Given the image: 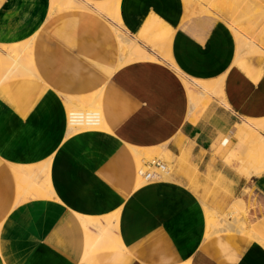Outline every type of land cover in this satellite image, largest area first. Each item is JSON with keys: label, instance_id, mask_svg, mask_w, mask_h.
Instances as JSON below:
<instances>
[{"label": "crops", "instance_id": "obj_1", "mask_svg": "<svg viewBox=\"0 0 264 264\" xmlns=\"http://www.w3.org/2000/svg\"><path fill=\"white\" fill-rule=\"evenodd\" d=\"M142 1L134 15L143 20L154 13L173 28L171 62L137 37V21L125 29L157 60L116 68L118 44L106 19L73 10L50 15V0H0V44L31 38L33 65L45 84L0 83V264H264V245L254 237L218 232L206 238L204 213L205 205L224 213L239 197L246 226L264 237V174L240 176L224 163L227 150L214 155L212 148L219 133L232 135L235 122L264 118V60L252 58L263 69L253 79L236 65L229 23L236 47L221 24L203 18L182 24L181 0ZM178 72L189 81L223 76L229 108L221 109L222 121L216 104L195 123L187 119ZM102 86L106 132L68 137L66 100ZM112 101L127 103L128 112L118 119ZM126 145L164 146L183 162L173 180L135 188ZM43 164L50 169L28 187L20 183L30 167ZM216 181L225 188L217 198ZM43 184L52 189L39 192ZM78 214L97 227H85Z\"/></svg>", "mask_w": 264, "mask_h": 264}, {"label": "rangeland", "instance_id": "obj_2", "mask_svg": "<svg viewBox=\"0 0 264 264\" xmlns=\"http://www.w3.org/2000/svg\"><path fill=\"white\" fill-rule=\"evenodd\" d=\"M67 1H69V0H67ZM70 1L79 2L82 5V8L81 7H77V8L76 7L75 8L74 7H66V6L60 4V5H58L59 7H56V6L54 7V9L50 13V15H53L55 13L65 11V10H73V11H80V12H86V13H93L97 16H100V17H102L108 21L110 29L114 33L115 39H117L116 38L117 33H123V36L125 35L127 38H129L130 41L129 40L128 41L130 42V44H129V42L126 43V45H123L122 43H117L118 47L121 44L120 47H122V49H124V47H127L133 43L139 44L137 41H135L132 38V35L125 29V26H124V25H128V24L133 25L134 21H137V23H139V24H137L138 29H139V34L137 35V37L141 38L144 42L148 43L149 45H151V47L153 49L156 50V48L152 46L150 39L145 41L146 39L151 38V36L154 35L156 38V42L159 43L157 46L158 47L160 46V48H162L164 51L163 52L160 49H157V52L159 51L158 54H160L164 60L167 59L164 56V53L168 50V45L170 42V38H171L173 28L170 25H168L167 23H165L159 16L155 15L154 13H149L147 16H145L143 18V20L140 19L143 16L142 14L134 15V13L132 11H134V10L138 11V10H140V8L143 7L144 4H143L142 0H134V1H132V0H70ZM190 1H193V3H195L193 10L192 9L187 10L186 7L182 4L183 5V12H184L183 17H182V24H185V25L191 24V22H193V20L200 19V18H203L204 21H206V23H208L209 25H212L214 23L221 24L224 27H226L228 29V31H230V33L232 34L234 41H235V47H236V38H235V35L233 34V31L230 29V27H228L229 26L228 23H229L232 26V28L234 29V32L236 34L237 39L239 37L244 42H250L251 41V49H253L251 51H247V52H244L241 54L239 53V51H237L236 58L237 57L238 58L240 57V58H239L238 62L236 63V65L239 68H241L251 78L258 79V77L261 75L263 69H262V67L254 66L251 63V60L254 57L262 58L264 60V46L261 44V42L259 40L260 37L252 36V33H253L252 31L256 30L259 25H260V28H258V29L262 30V32L264 31V20H263L264 19V6H263L264 0H190ZM133 2H134V4H133ZM50 3H51V0H50ZM105 3L106 4L108 3L107 5H110V6H111V3H112V6H114L115 4H118V3L121 5V10H122L121 20H119V21L114 20L111 17L106 16L105 13L101 9H99V6L101 4H105ZM97 4H99V5H97ZM216 4H217V6H216ZM50 6H51V4H50ZM83 6L86 8L84 9ZM98 10H100V11H98ZM50 11H51V9H50ZM204 13L210 14V15H197V14H204ZM211 15H213V16H211ZM214 16H219L220 18L214 17ZM186 17H188V18H186ZM184 18H186V19H184ZM261 25H262V27H261ZM144 31H146L147 33ZM148 34H149V36H148ZM124 50H126V48ZM119 51L121 52L120 48H119ZM120 52H119V56L121 55ZM150 55H152V54H150ZM152 56L154 58H156L154 55H152ZM167 61H169V60L167 59ZM130 62H133V61L120 62V57H118V63H117L116 68H119V67H121L127 63H130ZM179 75L181 77V80H182V78L187 80L180 73H179ZM9 79H18V80L23 81V82H31V83H34V84L39 85V86H43V87L45 86L44 82L42 81V79L38 73L37 68H31L30 73L18 74L16 72ZM216 81H219V86H220L219 91L220 92L214 93L211 91L212 90L211 88H214L216 86ZM188 83L192 84V86L194 87V89H195L196 93H198V95L204 93V95L206 96L205 100L203 97L202 99L204 101L200 102L199 105L196 107L197 108V114L192 116V118L195 121L202 118L205 111H207V109L212 104H216L220 111H221V109H224V107L229 108V104L227 103V101L224 97V94H223V90H222L223 76H221L217 79H213V80H199V81H189L188 80ZM91 92L93 94H105L106 95L104 86H102L96 90H93ZM64 96H68V95H64ZM187 97H188V103H189L190 97L188 94H187ZM70 99H73V98H70ZM112 103H113V107L115 110V114H116L118 119L122 115H124L128 112L129 106L124 101L122 103H119V101H112ZM58 104L61 105L62 102H60ZM84 108L87 109V107H84ZM222 112L223 111H221V113ZM223 116H224V113L218 115L220 121L223 120ZM261 119H264V118H250V117L245 118L244 117L243 119L237 121L238 123L235 122L231 132H235V130L238 129L240 125L244 124L243 127L247 126L250 128V130H249V128L246 127V129H248L249 132H251V131L254 133L256 132V134L258 136H261V135L264 136V130L262 129V127L258 126V124L253 122V121H258ZM241 121H242V123L240 124ZM66 122H67V118H66ZM100 122L102 123V126L99 125V122L97 123V126L95 125L94 127L84 126V125L83 126H75L72 128L71 133H69L71 135H68V137H71V136H74V135H77V134L83 133V132L84 133L89 132V131L106 132L103 128V127H105L104 121L101 119ZM193 123H195V122H193ZM232 136L236 139L235 142H233V143L231 142V140H229L230 137H232ZM251 138H252L251 136H248V137L245 136V139L242 140V142L244 143V144L242 143V145H244V146H242L241 150H239V152H238V150L235 148V147H237V145L235 143H237L238 135H236V133H234V134L232 133V135L219 133L217 140H219V139H221V140H220V143L218 145H216L215 147H212L213 148V154L214 155H219L221 153L223 154V151L227 150L223 156L224 163L232 166L239 175H242L244 177L254 176L251 174V171H252V170H250L251 168L249 170L245 168L246 165H250V164L247 161V160H249V156L248 157L246 156V150H245V148H243V147H248V146L252 147L253 146L254 142H253V138L252 139ZM226 141H228V142H226ZM221 143L224 145H222ZM226 143H227V145H226ZM220 144H221V148L219 149ZM135 147H138V146H135ZM146 148H153V151H152L153 155H151V157H150L151 159L144 158L145 154H142V153H144V151H145L144 149H146ZM231 148H234L236 150L237 153L235 155H231V156L229 155V151ZM166 149L167 148L164 146H152V147H142V148L139 147V150H141V155L139 156L140 162L142 161L141 163L144 164L145 161L158 158V159L164 161L170 167L171 172H174L175 169L177 168V166L180 165L181 162H183V159L181 156L174 154V156H177L176 158L178 161L177 164H174L175 162L169 156H164V158H163L162 154H163V151ZM234 149H232L233 152L235 151ZM232 150H231V152H232ZM126 152L131 154V156L133 157V160L135 161V159H136L135 153H134V150L130 147V145H126ZM227 157L231 158L233 160L228 162L226 159ZM40 166H34V167L38 168ZM245 169L248 171H244ZM33 173H34V171L31 173V170H30L29 174L27 173L26 175L21 176L19 178L20 183L27 184L26 186L28 187L30 185L32 177L35 176V175H33ZM246 174H248V176ZM142 184H145V183L142 182ZM214 185H215L214 196H215V198H217L220 196L222 191H225V188L222 184H219L217 181L214 183ZM37 189L39 190V192H44V189H52V188L50 185L47 187V186H44V184H43L42 187H40V188L37 187ZM32 190L33 189L31 188L30 193L34 194L32 192ZM36 195H37V193H36ZM234 206H235V203L232 202L230 207L224 213L218 211L217 209H215L216 210L215 211L208 205L204 206L205 237L206 238H209L214 233H218V231H219L218 227L219 226H217V225L214 226L213 223L218 222L220 217H227L228 219H229V217H231V220L234 222V224H236L235 219H233L234 218L233 215L231 213H229L230 210L234 209ZM207 208L210 210L209 213L207 212ZM242 209H243V205H242V207H240L239 211L236 214L237 215L239 214L238 218L241 219L242 224L245 225V227L243 226L244 229L241 230V227L238 225L239 227L236 226L235 229H233V230H231L230 229L231 227H230L227 231H225V233L232 232V234L237 233L240 235L244 234L246 236H250L247 233L248 231H250V232H255V234H258L256 231L253 230V228H251V227L249 228L246 226L244 219L242 217L243 216L242 215ZM110 221H112V220H110ZM96 223H98V222L95 221V224ZM110 225H109V227H110ZM206 225L207 226L209 225V227H206ZM244 230L247 232H245ZM107 234H108V231L104 235V237H106ZM255 234L252 233L250 237H254ZM254 238L257 241H259V239L257 237H254ZM116 243H120L122 245V243L120 241H118ZM260 243L262 244V242H260ZM184 263L188 264V262H184Z\"/></svg>", "mask_w": 264, "mask_h": 264}, {"label": "bare ground", "instance_id": "obj_3", "mask_svg": "<svg viewBox=\"0 0 264 264\" xmlns=\"http://www.w3.org/2000/svg\"><path fill=\"white\" fill-rule=\"evenodd\" d=\"M181 1H182V4L186 7L187 10H190V9L193 10V8L195 6V3H193V1H190V0H181ZM50 4H51L50 13L53 11L55 6L59 7L58 5H60V4L66 6V7H74V8L75 7L76 8L77 7H81L82 8V5L79 2H73V1H70V0L69 1H67V0H51ZM107 4L106 3L105 4H101L99 6V9H101L105 13L106 16H109L112 19L117 20V21L121 20V14H122L121 5L119 3L115 4L114 6H112V3H111V6L107 5ZM97 5H99V4H97ZM216 6H217V4H216ZM85 8L86 7H84V9ZM98 11H100V10H98ZM261 27H262V25H261ZM258 28H260V25L257 27L256 30L252 31L253 33L252 32L251 33H252V36H254V37H260L259 40H260L261 44L264 46V31L262 32V30H260ZM144 32H146V31H144ZM116 36H117L116 37L117 38L116 39L117 43H122L123 45H126V43H128L130 41L129 38H127L125 35L123 36V33H117ZM148 36H149V34H148ZM149 39H150V42H151L152 46L155 47L156 50L160 49L161 51H163V49L160 48V46L159 47L157 46L159 43L156 42V38H155L154 35H152L151 38H148L145 41H147ZM32 41H31V38H30L28 40H25V41H22V42H18V43L0 44V62L2 63V66H3V70L1 71V74H0V83H2L4 81H7V80H10L9 78H11L14 75V73H16V72L18 74H24V73H30L31 72V68H34L33 60H32V57H33V54H32V44H33V42ZM129 44H130V42H129ZM120 46H121V44L118 47V49L120 48V50H121V52L119 51L120 54H121L119 56L120 57V62L137 61V60H143V59L157 60L152 55H150L139 44L133 43V44L127 46L128 48L124 47V49L126 48V50L122 49V47H120ZM237 50L239 51L240 54L244 53V52H247V51L253 50V49H251V41L250 42H244L241 38L238 37V39H237ZM168 52L169 51L167 50L164 53V56L171 62L170 55H169ZM182 83H183V85H184V87H185V89L187 91V94L190 97L189 104H188L187 119L190 122L193 123V122H196L192 118L193 115L197 114V108L196 107L199 105L200 102L205 100L206 96L204 95V93L198 95V93H196V91H195L194 87L192 86V84L188 83V80H185V79L182 78ZM211 89H212L211 91L214 92V93L220 92L219 91L220 90L219 81H216V86L214 88H211ZM98 97H99V94H93L91 92V93L86 94V95L76 96L73 99H68V100H66V102L64 101L66 103V108H67L66 111L68 112L67 113V121L70 124V130L67 132V134H66L67 136L71 135L69 133H71L72 128L75 127V126H83L84 125V126H92V127H94L95 125L97 126L98 122H99V124H102L99 121L100 120V114H99L100 105L98 106V101H99ZM203 97H204V100L202 99ZM84 107H87V109H85ZM253 122L258 124V126L262 127V129L264 130V121L258 120V121H253ZM241 123H242V121L240 122V124ZM243 126H244V124L240 125L239 128L235 130V132H232L233 134L236 133V135H238L237 143H235L238 148L237 147H235V148L238 150V152H239V150H241L242 146H244V145H242V143H243L242 140L245 139V136H247V137L251 136L253 138V142L254 143H253L252 147H249V146L248 147H243L246 150V156L247 157L249 156V160H250V161L247 160L250 165H246L245 168L248 169V170L251 168L250 170H252L251 171L252 175L260 176V175L264 174V136L263 135L258 136L256 134V132L255 133L252 132V131L249 132L250 128L245 125L247 128H249V130H248V129H246V127H243ZM226 142H228V141H226ZM221 144L219 146V149L221 148ZM222 145H224V144H222ZM226 145H227V143H226ZM130 147L134 150L135 157H136V159L134 161L135 162V164H134L135 165V182H134V186L138 187V186L142 185V182H144V180L141 177V173L144 170V164L141 163L142 161L140 162V157L139 156L141 155V150H139V147H135V146H132V145H130ZM232 149H234V148H231L230 151H229V155L230 156L231 155H235L237 153L235 149H234L235 150L234 152H233ZM144 150H145L144 153H142V154H145L144 158L151 159L150 157H151V155H153L152 154L153 148H146ZM231 150H232L233 153L231 152ZM162 155H163V158H164V156H169L175 162L174 164H177V162H178L177 158H176L177 156H174V153L171 150H169V149L164 150ZM226 159H227L228 162L233 160V159L228 158V157ZM168 168H169V171L167 173H164V174L161 175L162 176L161 177L162 180H173L174 179V174L176 173V169H175L174 172H171V169H170L169 166H168ZM46 169L47 170L50 169L49 164H43V165H41L38 168L33 166V167H30L29 170H31V173L34 171L33 175H36L39 171H43V172L47 171ZM246 169L244 171H248ZM25 171L27 172V170H25ZM27 173L29 174L30 171L27 172ZM246 175L248 176V174H246ZM240 176H242V175H240ZM240 199L241 198H239V197H237V198L235 197L233 199L234 200L233 202L235 203V206H234L233 210L229 211V213H231L233 215V217H234L233 219H235V221H236L235 223L236 224H234V222L231 219H228L227 217H220L218 222L213 223L214 226L215 225L219 226L218 227L219 231L217 230L218 232H225L230 227H231L230 229L233 230V229H235L236 226L237 227L240 226L241 230L244 229L245 225L242 224L241 219L238 218L239 214L238 215L236 214L239 211L240 207H242V205H243L242 199L241 200ZM209 211L210 210L207 208V212L208 213H209ZM78 216L80 217V219L83 222L85 227L87 226L88 223L89 224H93V226L96 225L95 221H92V220L89 219L90 217H87V216H84V215H79V214H78ZM96 227H97V225H96ZM206 227H209V225L208 226L206 225ZM245 232H247V231H245ZM106 233H107L106 228L102 227V229L100 231V234L102 235V237H104V235ZM247 233L250 236H251L252 233L255 234V232H250V231H248ZM254 237H257L259 239V241L262 242V244L264 245V237H262V235L255 234ZM108 241L111 242L112 240H108ZM94 244L96 246V243H94ZM108 244H111V243H108ZM115 245L121 246L120 243H116ZM99 246H101V245H99ZM106 246H107V248H112L113 247V246L109 247L110 245H106ZM91 248H93V247H91ZM104 248H106V247H104ZM181 264H185V263H181Z\"/></svg>", "mask_w": 264, "mask_h": 264}, {"label": "built area", "instance_id": "obj_4", "mask_svg": "<svg viewBox=\"0 0 264 264\" xmlns=\"http://www.w3.org/2000/svg\"><path fill=\"white\" fill-rule=\"evenodd\" d=\"M169 171L168 165L158 159H152L144 162V170L141 173V177L145 183H152L162 180V174Z\"/></svg>", "mask_w": 264, "mask_h": 264}]
</instances>
